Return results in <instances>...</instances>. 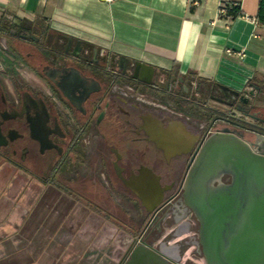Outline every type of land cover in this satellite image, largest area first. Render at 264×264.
<instances>
[{"label": "crops", "instance_id": "obj_1", "mask_svg": "<svg viewBox=\"0 0 264 264\" xmlns=\"http://www.w3.org/2000/svg\"><path fill=\"white\" fill-rule=\"evenodd\" d=\"M221 1L0 0V21L46 23L117 58L123 55L129 62L152 64L158 79L170 73L181 77L180 82L197 78L235 90L249 80L264 85V24L255 20L258 0H239L238 12L218 16ZM191 107L194 111L196 105ZM218 125L228 126L222 121ZM143 128L165 153L180 151L190 138L193 140L185 125L164 124L151 115L144 117ZM172 141L175 145L168 146ZM94 163L87 175L94 189L87 192L88 204L60 190L55 211L52 204L30 206L26 211L0 207V264H52L56 256L40 261L42 256L36 250L45 247L49 253L47 241L56 236L66 238L65 244L58 246L65 247V260L70 264L121 262L133 237L141 232L136 221L142 213H149L148 205L163 200L165 186L146 165L128 171L118 162ZM97 169L105 184L114 181L115 189L98 184ZM134 203L142 213L133 214ZM147 243L157 245L149 239ZM174 243L169 241L164 250L174 254Z\"/></svg>", "mask_w": 264, "mask_h": 264}, {"label": "flooded vegetation", "instance_id": "obj_2", "mask_svg": "<svg viewBox=\"0 0 264 264\" xmlns=\"http://www.w3.org/2000/svg\"><path fill=\"white\" fill-rule=\"evenodd\" d=\"M8 23L7 28L0 22V26L7 28V34L0 33V160L14 164L30 161L31 169L43 170L50 165L52 156L54 163L67 169L75 159L73 150L85 146L99 156L94 164L118 162L128 171L141 165L151 167L165 186V197L155 213L146 214L141 232L134 237L142 234L146 244L149 239L162 247L176 241L182 248L184 264L194 261L204 264L200 247L195 244L198 222L182 198L186 169L208 127H212L211 132L229 128L242 133L249 141L264 137V107L255 103L264 87L258 85V90L253 89L257 84L247 81L243 88L249 99L243 103L235 89L219 83L205 86L195 82L193 85L192 81L187 86L186 81L180 82L177 78L173 83L184 90H167L168 101L189 112L186 114L184 110L183 115L177 116L112 91L114 82L155 91L165 83L168 89L171 81L167 77L156 79L155 73L150 83L140 81L133 77L130 62L123 72L118 58L110 52L55 31L46 23L14 19ZM34 24L41 29V34H33ZM17 39L29 40L31 44L20 46ZM19 61L36 82L20 78L16 66ZM251 89L253 93L249 94ZM193 105L196 108L191 111ZM147 115L160 118L164 124L181 119L193 140L190 138L180 151L165 153L148 138L143 128ZM240 116L247 120L245 126L242 118L241 121L236 118ZM202 120L205 128L200 127ZM221 121L228 126H219ZM48 170L52 172L53 167L50 165ZM222 180L228 181L229 176ZM128 249L120 264L128 257Z\"/></svg>", "mask_w": 264, "mask_h": 264}, {"label": "water", "instance_id": "obj_3", "mask_svg": "<svg viewBox=\"0 0 264 264\" xmlns=\"http://www.w3.org/2000/svg\"><path fill=\"white\" fill-rule=\"evenodd\" d=\"M128 62L126 56H118L123 72ZM130 64L134 70L133 77L151 82L155 74L152 64L140 60ZM252 87L259 89L258 85ZM253 89L248 90L249 94ZM246 92L243 87L236 90L243 103L249 99ZM236 118L243 119L244 126L248 123L241 116ZM172 122L180 128L185 125L181 119ZM262 138L249 141L242 133L223 128L201 138L192 152L182 184V198L198 222L196 244L200 247L204 264H264ZM167 145L175 144L172 141ZM224 176H229V180L223 181ZM159 204L148 205V212L155 213ZM133 241L135 244L129 246L128 257L122 264H180L176 245L172 248L173 256L162 245L146 244L142 234L133 237Z\"/></svg>", "mask_w": 264, "mask_h": 264}, {"label": "rangeland", "instance_id": "obj_4", "mask_svg": "<svg viewBox=\"0 0 264 264\" xmlns=\"http://www.w3.org/2000/svg\"><path fill=\"white\" fill-rule=\"evenodd\" d=\"M4 24L6 25L7 28L10 27L9 23L5 22ZM32 32L35 35H39L42 33L41 29L37 27V24L32 29ZM4 34H7V32ZM18 41H19L18 43L22 44L20 46L23 47L31 44L29 40L26 41L18 40ZM16 46H19V44ZM1 47L2 45L0 44V49ZM16 66L18 67L17 71L19 73L20 78L27 81L36 82L32 77V73L29 71L27 67H25V65L21 61L17 62ZM156 79H158V77ZM173 81H171V83L169 84L168 89L166 88L167 85H165V83H163V85L160 86L161 89H158L157 91L145 89L144 87L141 86L137 87V89L138 91L144 92L149 100L154 102H159L161 104H166L167 106L177 110L178 112L184 113V110H180L176 108L172 102L168 101L169 92L166 91L168 90V91L176 92L178 89H180L179 84H174ZM192 81L198 84H203L205 86L207 85L206 82L199 80L197 78H194ZM185 83L187 86L191 84L190 81H186ZM255 103L264 106V91L259 92ZM212 105H216V103L214 104L212 102ZM147 106H152V105H147ZM185 112L186 114H189L188 111ZM102 113H103V109L100 111V114ZM234 113L237 114L238 116L240 115L238 111ZM93 150L94 149H88V147L85 146L83 147V149L77 148L76 150H73L72 157L73 158L75 157V159L73 162H71V164L68 166L67 169H64V166L61 167L60 165H59L60 167L58 166V168H55L57 164L54 163L55 158H53L52 156L49 157L50 165L51 167H53L52 172L48 170L50 165L47 168H44L43 170H40V168L38 169L35 168V170H33L31 169L30 161H26V162L19 161L17 165L6 160H0V207L12 206L13 208L18 209L19 211H26L32 206L33 207L35 206L36 208L41 207L43 205L49 207L52 204L51 207H53L52 209L55 211L56 207H59L60 190H63L64 192L68 193L74 198L77 197L80 201H83L84 203L88 204V201H90L89 200L90 197L88 196L89 194L87 192L90 191L91 189L94 191V189L93 187H91L92 182L87 177L88 171L89 174H91V169H93L92 168L93 166L92 164L88 165L87 160L92 159V161H96V159H98L99 157L97 156V153L94 152ZM76 171L78 172L77 174H75ZM97 174L98 175H96V180L102 188H106L109 190L108 186H110L111 189H115L116 184L114 183V181L113 182L108 181V184H105V182L102 180V177H100L98 169H97ZM50 197L52 198L51 200L55 198V201H50V199H48ZM46 201H47V205H46ZM133 207H134L133 214L134 212H141L139 205L137 203H134ZM131 216L132 218H134V215ZM144 218L145 215L142 213V215L136 221V226L141 230L143 228ZM115 220L117 221V224L120 223L117 218H115ZM165 231H167V228L165 229ZM47 242H48L47 244H49L47 248L49 249V253L45 252L44 250L45 247L44 248L42 247L40 249L37 248L38 250H36V251H40V254L42 256L40 258V261L42 260V258L43 260L45 259L52 260V258L56 256V259L52 262V264H70L65 260V252H66L65 247L61 248L60 246H58V244H65L66 238L59 240L58 237L56 236L54 239H49V241ZM48 254L49 256L47 257L44 256ZM25 257L23 256V258ZM45 264H48V262L46 261ZM105 264H109V263H105ZM116 264H120V263H116Z\"/></svg>", "mask_w": 264, "mask_h": 264}, {"label": "built area", "instance_id": "obj_5", "mask_svg": "<svg viewBox=\"0 0 264 264\" xmlns=\"http://www.w3.org/2000/svg\"><path fill=\"white\" fill-rule=\"evenodd\" d=\"M106 1H112V0H106ZM232 5L233 6H239V0H236L234 2H228V1H224V0L221 1L220 4H219V7H218L217 15L218 16L226 15L228 13V8L230 6H232ZM226 51H227V53H230V50L229 49H226ZM192 84L194 85L195 82L192 81ZM112 91L115 92V93L124 95V96H126V97H128V98H130V99H132V100H134V101H136L138 103H140V104H143V105H152V106L161 108L163 110H168V111H170L171 113H173V114H175L177 116L183 115L181 112H178L177 110H175V109L167 106L166 104H161L159 102H154V101L149 100L146 97V95H145L144 92L138 91V89H136L134 87V85H132V84H120L118 82H114L112 84ZM185 117L188 118L187 115H185ZM199 124H200V127L201 128H205L206 127L204 121L203 122H200ZM211 128L208 127L206 129V132H205L204 136H206V135H208V134L211 133V130H212ZM196 241L197 240H195V244H196ZM165 245H166V243H165ZM175 245L177 246V251L176 252H177V254L180 257V264H184V262L181 259L180 244L178 242L174 243L173 246H171V249L174 248ZM171 255L175 256V253L174 254H171ZM191 264H199V263L194 261V262H191Z\"/></svg>", "mask_w": 264, "mask_h": 264}, {"label": "trees", "instance_id": "obj_6", "mask_svg": "<svg viewBox=\"0 0 264 264\" xmlns=\"http://www.w3.org/2000/svg\"><path fill=\"white\" fill-rule=\"evenodd\" d=\"M228 11L229 12H232V13H236L239 11V8L237 6H230L228 8ZM255 20L257 21V23H261V24H264V0H258V8H257V13H256V16H255ZM7 32V29L3 26H0V33L1 34H4ZM167 78L169 79V81H173V80H177V75H171L170 73H167ZM193 79L190 78L189 80L188 79H184V82L185 81H192ZM257 85H260L261 87H264V85L262 84H258ZM181 88V87H180ZM182 90H184L183 88H181ZM180 107H183L182 105H180ZM59 166V163L57 162L56 164V167L55 168H58Z\"/></svg>", "mask_w": 264, "mask_h": 264}, {"label": "bare ground", "instance_id": "obj_7", "mask_svg": "<svg viewBox=\"0 0 264 264\" xmlns=\"http://www.w3.org/2000/svg\"><path fill=\"white\" fill-rule=\"evenodd\" d=\"M150 131V130H149Z\"/></svg>", "mask_w": 264, "mask_h": 264}]
</instances>
